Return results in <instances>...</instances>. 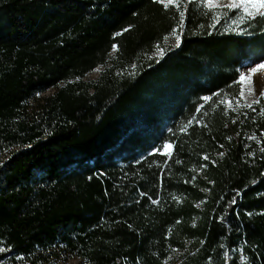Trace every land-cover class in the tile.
<instances>
[{
    "label": "trees",
    "instance_id": "16d2710c",
    "mask_svg": "<svg viewBox=\"0 0 264 264\" xmlns=\"http://www.w3.org/2000/svg\"><path fill=\"white\" fill-rule=\"evenodd\" d=\"M177 4L0 0L3 264H264V17Z\"/></svg>",
    "mask_w": 264,
    "mask_h": 264
},
{
    "label": "snow or ice",
    "instance_id": "6c2138e0",
    "mask_svg": "<svg viewBox=\"0 0 264 264\" xmlns=\"http://www.w3.org/2000/svg\"><path fill=\"white\" fill-rule=\"evenodd\" d=\"M157 3H161L164 5L165 8H167L170 4H176L177 8L179 9V4H177V0H156ZM191 2V0H189ZM204 6L209 9V11H212L215 7H218L219 4L221 3V0H203ZM229 10L231 9H240L242 10V16L241 19H243L244 16H248L251 18H255L257 15L264 17V0H228L227 5H225ZM179 16H180V26H183V21H184V11H179ZM127 31V29H125ZM119 35V33L117 34ZM173 35L175 36L176 39V47H179L180 43V36L176 33V30H173ZM167 40V38H165ZM159 49V46H157ZM113 50L115 51L116 48L113 46ZM160 56L162 57L164 54L163 49H159ZM261 70H264V63L258 64L256 67L250 68L249 73L250 75H246L244 73H241L239 76V83L243 85L245 81L249 83V85L252 84V75L257 74ZM96 71H99V69H96ZM253 89L250 87L249 88V94H253ZM239 97L240 99H244L245 97V92L243 87H241V90L239 92ZM204 99H208L205 97ZM264 99V91H261L259 93V99L253 100L251 103H246L243 106H246L248 108H251L253 104L260 103L261 100ZM237 106H241L239 104V100L237 101ZM163 148L165 151L162 153L165 156H170L171 148L172 145L170 143H165L163 145ZM221 156L223 153L220 154ZM205 160L208 159V157H204ZM156 203V201H153ZM5 251V249L0 248V252ZM228 253L225 252V257H227Z\"/></svg>",
    "mask_w": 264,
    "mask_h": 264
},
{
    "label": "rangeland",
    "instance_id": "374dc122",
    "mask_svg": "<svg viewBox=\"0 0 264 264\" xmlns=\"http://www.w3.org/2000/svg\"><path fill=\"white\" fill-rule=\"evenodd\" d=\"M228 3V0H221V3L219 4V6L221 5H225ZM218 6V7H219ZM169 42L174 41V43H176L175 40V36H170L168 38ZM260 63H264V59L261 61H253V60H248L246 62H244L240 67L239 70L241 73H244L246 75H250L249 73V69L256 67L258 64ZM100 71V68H97ZM99 71H96V69L94 71H92L91 73L88 74V79H92V78H96L99 74ZM252 88L253 94H249V88ZM243 89L245 92V97L244 99H239V103H250L253 100H255L258 96L259 93L261 91H264V70H261L260 72H258L257 74L252 75V84L249 85V83L247 81H245L243 83ZM53 92L52 89H49L46 93L44 94H51ZM0 264H3L2 261H0ZM54 264H80L79 259H68V260H58L56 261Z\"/></svg>",
    "mask_w": 264,
    "mask_h": 264
}]
</instances>
